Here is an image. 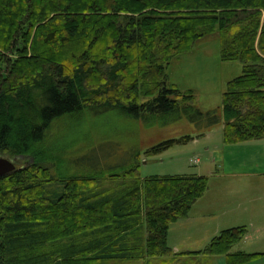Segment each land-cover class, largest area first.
<instances>
[{
  "label": "trees",
  "instance_id": "obj_1",
  "mask_svg": "<svg viewBox=\"0 0 264 264\" xmlns=\"http://www.w3.org/2000/svg\"><path fill=\"white\" fill-rule=\"evenodd\" d=\"M216 33L222 59L243 65L221 117L167 78L173 59ZM110 110L185 116L203 129L224 121L226 144L263 139L264 0H0V155L17 164L0 178V264H172L202 253H174L168 233L208 191V176L143 179L139 160L104 176L52 173L44 144L55 123ZM193 139L164 140L145 154ZM247 231L223 230L205 254L253 262L263 254L230 253Z\"/></svg>",
  "mask_w": 264,
  "mask_h": 264
},
{
  "label": "rangeland",
  "instance_id": "obj_2",
  "mask_svg": "<svg viewBox=\"0 0 264 264\" xmlns=\"http://www.w3.org/2000/svg\"><path fill=\"white\" fill-rule=\"evenodd\" d=\"M221 48L220 35L212 34L199 40L190 52L173 59L167 69L169 84L183 92L192 91L196 108L204 112L216 111L220 117L227 84L243 70L240 61H224ZM172 120L171 117L152 116L136 119L119 110L96 116L65 117L55 123L47 144H44L53 161L52 173L56 177L73 174L104 176L136 165L139 160V174L143 179L208 176V191L188 212L189 220L184 218L171 224L168 239L170 247L177 250L174 253H202L191 257L177 256L172 264H227L226 255H207L205 251L223 230L240 226H245L248 231L232 246L230 253L263 254L264 231L253 232L250 212L264 209V197L261 196L257 203H247L250 195L244 182V147L235 148L225 143L224 121L204 130L185 116ZM184 136L194 139L177 143L158 155L145 154L153 145ZM19 159L26 161L23 157ZM233 172L237 175H232ZM56 184L63 191V185ZM169 261L157 258L116 263L170 264ZM246 264H264V254Z\"/></svg>",
  "mask_w": 264,
  "mask_h": 264
},
{
  "label": "crops",
  "instance_id": "obj_3",
  "mask_svg": "<svg viewBox=\"0 0 264 264\" xmlns=\"http://www.w3.org/2000/svg\"><path fill=\"white\" fill-rule=\"evenodd\" d=\"M229 145L234 146L235 148L244 147L245 149V156L242 164L245 167L244 182H245L246 190L250 195L247 203H251V204L257 203L259 200H261V196L264 197V138L249 140V141H245L237 144H229ZM232 175L235 176L237 175V173L233 172ZM216 176L220 178V174H217ZM250 217H251V229H254L253 232L261 231V230L264 231V209H260L259 212H257L255 209V211L250 212ZM184 220H189V219L187 217ZM177 222L178 221H176L175 223L177 224ZM142 232H141L142 235L145 236V229H143ZM169 235L171 234L168 233V239L170 237ZM168 242L170 243L169 240Z\"/></svg>",
  "mask_w": 264,
  "mask_h": 264
},
{
  "label": "water",
  "instance_id": "obj_4",
  "mask_svg": "<svg viewBox=\"0 0 264 264\" xmlns=\"http://www.w3.org/2000/svg\"><path fill=\"white\" fill-rule=\"evenodd\" d=\"M16 168V159L0 155V178L12 173Z\"/></svg>",
  "mask_w": 264,
  "mask_h": 264
},
{
  "label": "built area",
  "instance_id": "obj_5",
  "mask_svg": "<svg viewBox=\"0 0 264 264\" xmlns=\"http://www.w3.org/2000/svg\"><path fill=\"white\" fill-rule=\"evenodd\" d=\"M197 161L199 162V160L197 159Z\"/></svg>",
  "mask_w": 264,
  "mask_h": 264
}]
</instances>
